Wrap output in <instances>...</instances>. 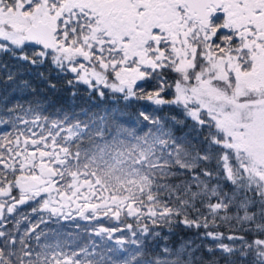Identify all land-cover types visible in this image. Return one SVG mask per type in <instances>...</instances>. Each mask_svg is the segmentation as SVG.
I'll use <instances>...</instances> for the list:
<instances>
[{"label": "snow or ice", "instance_id": "6c2138e0", "mask_svg": "<svg viewBox=\"0 0 264 264\" xmlns=\"http://www.w3.org/2000/svg\"><path fill=\"white\" fill-rule=\"evenodd\" d=\"M0 264H264V0H0Z\"/></svg>", "mask_w": 264, "mask_h": 264}]
</instances>
